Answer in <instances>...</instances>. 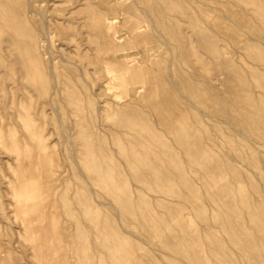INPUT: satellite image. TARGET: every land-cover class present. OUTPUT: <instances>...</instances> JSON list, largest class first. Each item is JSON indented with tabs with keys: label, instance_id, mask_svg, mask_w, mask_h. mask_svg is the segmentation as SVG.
Here are the masks:
<instances>
[{
	"label": "rangeland",
	"instance_id": "374dc122",
	"mask_svg": "<svg viewBox=\"0 0 264 264\" xmlns=\"http://www.w3.org/2000/svg\"><path fill=\"white\" fill-rule=\"evenodd\" d=\"M0 264H264V0H0Z\"/></svg>",
	"mask_w": 264,
	"mask_h": 264
},
{
	"label": "bare ground",
	"instance_id": "6f19581e",
	"mask_svg": "<svg viewBox=\"0 0 264 264\" xmlns=\"http://www.w3.org/2000/svg\"><path fill=\"white\" fill-rule=\"evenodd\" d=\"M111 27H113V23H112V22H107V23H105V31H106L107 35L110 34V33L108 34V32H109V30H110ZM110 31H111V30H110ZM107 70H109L108 67H107ZM110 71H111V70H110ZM112 72H113V70H112ZM113 73H115V72H113ZM113 75H114V74H113ZM114 76H115V75H114ZM119 77L122 78L120 74H119ZM113 78H114V77H113ZM113 78H112V79H113ZM123 79H124V78H123ZM114 80H115V79H114ZM116 80H117V79H116ZM120 80H121V82H122V79H119V82H120ZM118 84H119V83H118ZM121 84H122V83H121ZM18 194H19V193H18ZM20 201H21V200H20ZM20 201H19V202H20ZM21 202L23 203V201H21ZM22 203H21V204H22ZM39 223H40V222H39ZM41 224H43V223H41ZM33 225H34V224H33ZM36 226H37V225H36ZM42 226H43V225H42ZM31 228H32V227H31ZM40 229H41V228H40Z\"/></svg>",
	"mask_w": 264,
	"mask_h": 264
}]
</instances>
